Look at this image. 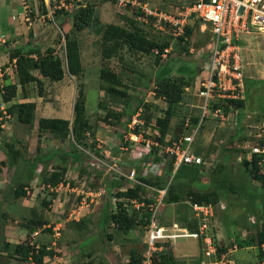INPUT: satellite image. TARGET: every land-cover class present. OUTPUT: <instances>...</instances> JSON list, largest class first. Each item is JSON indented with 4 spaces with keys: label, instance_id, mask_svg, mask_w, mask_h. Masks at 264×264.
I'll return each instance as SVG.
<instances>
[{
    "label": "rangeland",
    "instance_id": "1",
    "mask_svg": "<svg viewBox=\"0 0 264 264\" xmlns=\"http://www.w3.org/2000/svg\"><path fill=\"white\" fill-rule=\"evenodd\" d=\"M193 3L194 0H129L127 4L120 5L119 0H116L113 22L127 30L141 28L153 42L169 44L166 51L158 55L157 49H154L150 54H144L133 52L125 46L117 55L106 59L103 57L101 35L97 33L95 27L89 31L85 29V32L70 29L71 39L77 40L81 47L83 73L77 77L69 75L66 43L62 45L59 42L57 50L61 53L66 71L65 78L56 83L44 82V86H47L46 89L43 87L41 92L38 85L34 84L35 92L44 97L41 109L43 114L46 112L56 114L60 111V118L69 120L71 126L74 119L73 105L79 91L83 90L86 96V114L92 128L83 134L85 146L77 147V151L72 136L62 141L50 133H44L42 143L38 141V147L43 145L41 150L44 152L60 149L61 152L81 158L72 160L69 168L71 173L66 177V182L77 188L76 191L65 193L64 188L59 192L51 188L40 191V194H43L42 197L39 196L42 201L46 200L51 204L56 195V200L63 203L64 213L47 219L54 225L64 223V227H61V237L57 239L58 246L63 247L73 238L71 232L67 231V225L70 223L65 222L62 214L71 212L75 206L81 207L80 201L88 191L97 192L103 189L108 192L99 203L94 202L98 203L97 205L93 204L79 213L86 219L87 227L81 234L86 235L85 240L88 242L81 254L80 250H77L78 245H73L68 250L73 264H128L131 251L134 250L139 255L148 253L146 229L141 222V218L149 212L147 200L155 203L159 191L169 190L174 176V165L165 155L164 147L172 138L193 135L195 132L193 150L203 155L204 162L200 167L183 166L179 173L186 175L197 173V181L183 180L180 189L183 202L167 203L165 197L158 221L167 226L177 223L181 227L184 224L180 221L182 217L193 219L195 216L189 207L188 190L197 191L200 184H206L219 176L212 171L214 169L222 171L223 156L226 152L242 151L240 156L233 154L223 174L227 175L224 182L227 186L230 185L233 192L226 189L219 193L220 206H217V213L210 221L208 229H204L211 235L212 245H215L217 251L215 249V256L209 259L205 254L206 246L202 239L182 238L172 246L165 244L163 250L158 252L157 262L201 264L224 261L225 264H264V248L257 245L260 234L264 235V180L249 176L244 164L245 159L251 160L253 148L261 147L260 141L264 139V72L257 68L258 65L260 67L264 64V37L246 36L248 41H243V70L248 83L244 99L247 98L248 101L246 110H242L240 114L242 121H236V111L231 112L226 121L205 118L206 111L203 107L210 102L201 91L208 79L205 66L211 52L212 32L208 24L192 13ZM148 9L156 11L159 16L150 15L147 13ZM78 10L79 8L75 6L73 12L68 13L69 19H73ZM49 20L55 27L60 18L54 14ZM188 27L191 29L189 37L180 40L186 35ZM104 67H109L120 76L123 86L119 87V90L125 92L126 96L106 92L109 84L100 79ZM167 67H171L173 77L183 78V96L174 106L168 135L164 142H160L157 120L164 117L168 104L163 98L155 95V82L158 71ZM182 71L188 72L182 74ZM7 116L1 118L0 133L3 131L1 122ZM238 130H241V133L234 142H231ZM25 131L35 132L34 124ZM37 148L35 152H38ZM151 152L158 155L159 171L143 176L156 185L147 186V190L142 193V197L146 199L144 202L146 206L139 211L136 209L138 225L129 233L121 232L113 226L104 233L99 222L103 208L111 202L115 210L118 192L128 186L124 176L129 175L134 169L142 173V167L145 162L147 164L146 156L151 155ZM40 154L41 151L36 156L42 160ZM152 160L149 161L152 162L150 165L157 161L154 158ZM78 162L80 165H77ZM50 166L54 168L62 166V163L48 161L45 166L48 175ZM108 166H113L114 170L108 172ZM259 175L264 179V166L259 170ZM224 178L225 176H220L219 182ZM30 191L32 194L33 189ZM4 195L5 191L0 190L2 199ZM87 198L88 196L85 197L86 201ZM45 208L49 210V205ZM1 212H4L2 207ZM52 233L54 232L50 228L42 230V234ZM107 236H111V239ZM74 238H77L78 243L81 241L77 236ZM16 241L20 242L19 239L14 240ZM38 242L39 244L33 242L31 245L39 249L52 244L51 241ZM14 248L13 244L8 249L4 247V242L1 244L0 264H24L12 257Z\"/></svg>",
    "mask_w": 264,
    "mask_h": 264
},
{
    "label": "trees",
    "instance_id": "2",
    "mask_svg": "<svg viewBox=\"0 0 264 264\" xmlns=\"http://www.w3.org/2000/svg\"><path fill=\"white\" fill-rule=\"evenodd\" d=\"M115 2V0H110ZM73 29L78 32H81L85 29H90L95 27L98 34L101 35L102 44H103V57L106 59H110L117 55L120 49L127 46L129 50L137 53H144L150 54L154 49H157L158 55H162L169 44H157L152 40L148 39L146 34L141 28H134L133 30H127L119 25L116 24H105L103 25L100 20L97 18L94 7L88 5L86 7H81L73 16ZM191 29L187 28L186 35H183L180 40H184L189 37ZM66 45V60H67V69L68 73L71 76H80L83 73V62H82V52L81 47L77 40L71 39L70 34L65 35ZM33 54H37L39 56L38 59L32 57ZM11 60L16 59V75L18 78V84L14 85H1L0 84V100H3L5 103H10L14 98L17 97V90L18 87L25 92L26 88L31 85L32 83L37 84L39 91L43 90L44 82L42 79L56 83L62 81L66 76V71L64 69V64L62 58L57 54L55 48H48L44 54H41L40 51L35 49H16L10 55ZM159 58V56H158ZM38 72L39 76H36L34 72ZM188 71H182V74L187 73ZM172 69L171 67L162 68L157 73L156 78V88H155V95L157 97L163 98L167 102V110L165 111L164 117H161L157 120V124L159 127L160 137L159 141L164 142L171 125V120L174 112L175 104L179 103L183 96V84L182 79L179 77H173L171 75ZM100 79L107 84L105 90L109 94L113 95H121L126 96L125 92L119 90V87L123 86L120 76L115 73L109 67H104L101 70ZM248 83L246 81V89ZM249 97V96H248ZM247 98L244 100H236V99H224L221 102L213 105V109L217 106H220L224 109L225 115L230 117V113L236 111V121H242L240 118V114L242 110H246L247 107ZM35 112H36V104L33 102H24L18 105H13L7 108L6 113L10 114L11 116L16 115L17 119L20 123L28 124L32 126L35 121ZM112 115V114H111ZM4 116L3 111H0V118ZM73 122L71 126V122L66 119L61 118H41L38 122V132L39 137H42L43 133H50L53 136L60 138L62 141L67 139V137L72 136L73 142L75 145V150L77 151V147H83L84 144V137L83 134L90 131L91 125L87 118L86 114V96L83 90L79 91L77 98L73 105ZM205 118H210V116H205ZM196 121V120H195ZM198 122V120L196 121ZM241 133V130H238L236 135L233 136L231 142H234L237 139V135ZM180 137H175L169 140L166 145L171 141H174ZM165 145V146H166ZM261 148L264 147V139L260 141ZM9 149V161L13 163L17 158L20 156V152L18 150H14V146L8 145ZM39 149V148H38ZM194 149V146H193ZM39 151V150H38ZM76 151L74 154H76ZM153 151V150H152ZM194 152V150H193ZM234 152V153H233ZM233 152H226L223 156V165L221 166L222 171L220 169H214L212 173H216L219 176L213 178L212 181L210 180L206 184H200L199 189L194 191L192 189L188 190V197H189V207L192 209L193 204L199 205H212L214 207L220 206L218 196L219 193L223 190H228L233 192L230 185H226L227 175H223L226 170V166L229 163V159L236 153V155L242 154V151H233ZM154 153V152H153ZM196 153V152H194ZM198 154V153H196ZM203 156L201 154H198ZM64 161V166H59L55 169L53 173L50 175L46 174V163L49 160H41L40 158L36 157L34 160L30 161V166L33 171H35L37 164L42 163L44 166L41 170L40 180L45 183L46 185H50L52 187H57L61 183H66L65 181V174L67 171V160L70 158L69 155L61 154ZM76 156V155H75ZM155 156V157H154ZM154 158L157 160L155 164L159 163L158 155H154L151 152V155L146 156V161L144 167H142L141 171H138V180L141 184L135 185L133 188L127 186L122 191L118 192L115 204L117 207L115 210L112 208V203L110 202L106 207L102 210V216L100 218V227L104 233H107V229L113 226L115 229L129 233L130 231L134 230L139 223V218L137 214V210L133 209L130 200L137 199L139 202H146V199L142 197V193L147 190V186H155V182L149 181L146 176L149 166L153 165L149 162ZM81 159L80 157H75L74 161ZM260 160V156L257 154H253L250 161L244 160V164L246 166V173L251 175L253 179H263V176L259 175V170H261V165H259L258 161ZM153 161V160H152ZM172 163L174 160H171ZM149 162V163H148ZM1 165H7V163L0 162ZM171 166H173L171 164ZM183 166L188 165H181L178 170L174 171L173 180L171 182L169 190L165 195L167 203H181L183 202V195L181 193V186L183 185V180H188L190 182H196L197 180V173L196 175L190 174H182L179 173ZM191 167H200V166H191ZM225 176V178L219 182V177ZM128 183V181H127ZM206 185V186H205ZM106 190V195L107 194ZM27 195L26 185L23 184L19 186L15 191V198L24 197ZM53 196V195H52ZM56 196V195H55ZM118 201V202H117ZM153 202V201H152ZM151 200H147L148 206L152 204ZM50 203V202H49ZM145 204V203H144ZM42 205L47 207L49 204L46 200L42 201ZM146 206V205H145ZM147 206V207H148ZM149 210V208H148ZM139 211V210H138ZM217 213V210H216ZM151 212L149 211L147 215L141 218V222L144 224L145 229L150 224L151 220ZM193 216L194 212H193ZM7 218L6 212H1V204H0V222ZM184 223L181 228L187 229L189 232H197L200 231V222L199 219L195 216L193 219H188L187 216L182 217L180 220ZM187 222V223H186ZM161 224V222H159ZM48 224V221L43 220L42 218H33L28 220L27 224H24L26 228L29 230L30 234L36 231L37 229H42L45 225ZM164 226V224H161ZM173 225V224H172ZM168 225V226H172ZM70 226L75 230L85 229L87 227L86 219L79 222H72ZM167 226V225H165ZM167 226V227H168ZM111 239V236H107ZM198 239H202L204 243V237H199ZM197 239V240H198ZM31 236L28 235L27 240L25 241H16L12 242L7 240L6 238L0 236V246L4 242V247L8 249L12 244L14 245V253L12 257H15L14 260H18L21 262H30L29 258L31 257V261L34 264H45L44 259L47 256H53L54 253L48 249L47 246L40 247L36 249L30 243ZM259 243L257 245L264 248V235L260 234ZM165 244L173 245V243L165 242ZM205 244V243H204ZM207 251V245L205 244ZM237 249L235 248L234 251ZM157 255L156 253L154 256L155 263L157 264H177L176 262H157ZM144 260V255L137 254L134 250L131 251L130 259L128 264H142Z\"/></svg>",
    "mask_w": 264,
    "mask_h": 264
},
{
    "label": "crops",
    "instance_id": "3",
    "mask_svg": "<svg viewBox=\"0 0 264 264\" xmlns=\"http://www.w3.org/2000/svg\"><path fill=\"white\" fill-rule=\"evenodd\" d=\"M26 5L31 11L30 18H26L24 16ZM88 5L94 7L97 18L103 24H117L113 22L112 19L113 17L115 18L113 9L116 4L110 0H95V2L94 0H0V84L3 86L18 84V78L15 71L16 59L11 60L10 58L11 53L16 49H35L40 51L41 54H44L48 48L52 47L56 49L57 54L61 57V53L57 50L58 43L61 42L62 45H65V35L69 34L70 29L74 28L73 19H69L68 13L73 12L75 6L77 8H81ZM54 14L60 18L55 27L53 23L49 22V19H52ZM83 31L85 32V30ZM86 31H89V29ZM246 41H248L247 38L244 42ZM244 42H241L243 48L242 52L244 51ZM32 57L35 59L39 58L37 54H33ZM257 68H259L260 72H264V64L260 67L258 65ZM34 74L39 76L38 72H35ZM42 81L46 82L44 79H42ZM29 86L26 88L25 92L18 87L17 97L10 103H5L3 100H0V109H4V112H6L8 107L24 102H33L36 104L34 121L35 132L29 133L28 131H25V129L31 126L20 123L16 115L11 116L9 114L8 117H5L4 121L1 122L3 131L0 133V162L7 163V165L0 166V190L5 191L6 193L3 199L0 197V204L3 211L6 212L7 218L0 222V236L14 242L16 239L24 241L28 238V235H30L31 244L33 242L39 244L38 241H51L52 244L51 246H48V249L51 250L54 255L45 257L44 263L73 264L72 256H70L68 250H70L73 245H78L77 250H80V254L82 253V250L86 248L88 242L85 240L86 235H83L84 233L81 234V232L85 229H82V231L80 229L75 230L72 226H70V224L67 225V231L71 232V236H73V238L70 239L71 241L68 240L62 247L58 246L57 241L59 240L58 237H61V227H64V223L59 222L54 225V223L48 222V224L42 229H37L31 234L26 226H24V224H27L28 220L33 218L38 217L48 221V218L53 219L57 214L64 213L62 210L63 203L56 200L57 196L52 199V202L50 201L51 204H49V210H47L45 206L42 205V200L39 197L43 196V194H40L41 190L51 188V190L59 192L61 188H64L65 193L77 190V188L70 186V182L61 183L57 187H52L43 183L40 180L41 170L44 166L42 163L37 164L35 171L31 169L30 161L38 157L36 154H39V151H41L40 156L43 158V162L45 160H49L50 162L52 161V163L58 164L60 161L62 166L65 164L61 154H66L67 152H61L60 149L44 152L41 150L43 145L40 146V148L38 147V141L41 142V140L45 138L43 135L44 133L41 138L38 137L39 120L41 118H60L61 112L58 111L56 114H54V112H46V114H43L41 109L43 108L42 101L44 97L43 95L35 92L34 88L36 86H34V83ZM46 86H43L44 89H46ZM0 121H2L1 118ZM8 145L14 146V150H18V152H20V156L13 163H11L8 158ZM36 148L37 151L39 150L38 152H35ZM67 154L70 158L67 160L66 164L67 171L65 174V181L68 174L71 173L69 168L72 164V160L76 157L75 155L71 156V154ZM77 165H80L79 162ZM57 167L59 166L54 168L50 166L48 169L50 174L53 173ZM23 184L26 185L27 195L15 198L16 189ZM32 189L33 192L31 194L30 190ZM82 193L85 194L84 192ZM94 193L95 191H88L86 196ZM85 197H83L80 201V204H82L80 207V213L81 210L87 209L89 206L93 204L97 205L99 203V201H93L89 198H87L88 201H86ZM65 213L66 214H62V216H64L66 223L79 222L85 217L80 216L81 214H79L77 219H73L70 216L71 212ZM89 215L91 216L92 214ZM52 225H54V227ZM46 228L52 229L54 233L49 235L42 234V230ZM74 236H77L78 239H81V241L78 243L76 240L77 238H74ZM219 262L224 264V261ZM23 263L33 264L32 262Z\"/></svg>",
    "mask_w": 264,
    "mask_h": 264
},
{
    "label": "built area",
    "instance_id": "4",
    "mask_svg": "<svg viewBox=\"0 0 264 264\" xmlns=\"http://www.w3.org/2000/svg\"><path fill=\"white\" fill-rule=\"evenodd\" d=\"M119 2L120 5H125L129 0H119ZM25 9L24 16L30 18L31 11L27 5ZM191 11L208 24L212 32L211 52L208 54L207 65L205 66L208 79L203 84L201 91V94L210 102L209 105L203 107L206 111L204 117L209 115L210 118L218 121H226L228 117L225 115L224 109L220 106L213 109V105L224 99L238 100L245 98L246 78L243 70L244 58L241 42L246 36L264 37V0H194ZM147 13L159 16L152 9H148ZM195 134L196 132L193 135L170 141L164 147L165 155L170 160H174V171L178 170L181 165L201 166L203 164L204 157L193 152ZM253 153L261 156L264 153V149L255 147L253 148ZM258 163L259 165L264 164V157ZM112 170H114L113 166H108V172ZM158 171L159 164H153L149 166L147 173H158ZM124 177L127 179L130 188L141 184L138 180V171L136 169ZM166 193V190L159 191L156 202L148 206L152 215L150 224L146 228L148 253L144 255L142 264H157L155 263L154 255L163 250L165 242L171 241L175 243L182 238L198 239L199 237H204V242L207 244L206 255H213L215 247L204 229H208L218 207L192 205L194 215L200 222L199 233L189 232L187 229L181 228L177 223L168 227L163 226L159 223L158 218L160 209L164 207ZM105 195L106 191L100 189L94 194L88 195V197H91L93 201H98ZM130 204L133 209L137 210L145 206L143 202H139L137 199H131ZM73 208L70 216L73 219H77L80 207L75 206ZM29 260H32L31 257Z\"/></svg>",
    "mask_w": 264,
    "mask_h": 264
},
{
    "label": "clouds",
    "instance_id": "5",
    "mask_svg": "<svg viewBox=\"0 0 264 264\" xmlns=\"http://www.w3.org/2000/svg\"><path fill=\"white\" fill-rule=\"evenodd\" d=\"M245 39H246V37L245 38H243V40H242V42L243 41H245ZM5 110H3V113H4V115H9V114H7L6 112H4ZM8 117V116H7ZM259 148H261V147H259ZM261 149H264V147L263 148H261ZM253 153V152H252ZM254 154V153H253ZM260 156V155H259ZM262 157H264V153H263V155H261L260 156V160L262 159ZM264 166V164H262L261 165V168ZM144 167V166H143ZM96 192V191H95ZM89 198V197H88ZM91 199V198H90ZM100 200V199H99ZM98 200V201H99ZM96 201V200H95ZM212 221V220H211ZM211 223V222H210ZM165 226V225H164ZM206 234L212 239V237H211V235L208 233V231L206 232ZM173 243V242H172ZM205 243V242H204ZM147 244V243H146ZM173 244H175V243H173ZM206 244V243H205ZM165 245V244H164ZM207 245V244H206ZM214 245V244H213ZM214 247H215V245H214ZM235 248H237V246L235 245ZM216 249V248H215ZM216 251H217V249H216ZM216 251H215V253L213 254V255H211V256H207L209 259H211L213 256H215V254H216ZM207 252V251H206ZM206 252H205V254H206ZM30 262H32V261H30ZM33 263V262H32ZM209 263H219V261H209L208 263H201V264H209ZM34 264V263H33Z\"/></svg>",
    "mask_w": 264,
    "mask_h": 264
}]
</instances>
